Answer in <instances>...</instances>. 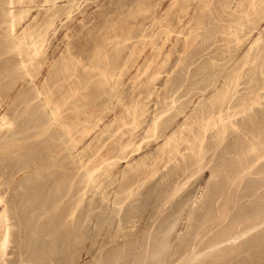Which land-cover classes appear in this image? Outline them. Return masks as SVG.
<instances>
[{
    "label": "rangeland",
    "instance_id": "374dc122",
    "mask_svg": "<svg viewBox=\"0 0 264 264\" xmlns=\"http://www.w3.org/2000/svg\"><path fill=\"white\" fill-rule=\"evenodd\" d=\"M187 1L188 2L190 1L191 2L190 4H193L192 6L190 5L191 7H188L189 11L187 10L188 11L187 16H189V14L191 15V13L192 15L195 16V13L199 11L197 8L199 4L198 3L199 0L198 2H195L197 0L195 1L187 0ZM211 1L212 0H210V2ZM239 1L242 0H237V1L234 0L235 4L232 5V3H234L233 0L232 1L221 0L217 4L218 5L217 7L218 9H220V11L223 12L226 11V13H228V10L229 12L231 11V13H229L231 15H228V17L231 16V18H233L234 16H238L239 19L241 17V14L244 15V13L239 12L241 9L238 8V6L240 7V5H238ZM136 2L139 3V0H133V1L132 0H123V1L98 0L97 2L98 7L97 5H95L96 3L95 4L93 3V5H91L93 8L91 6L89 7L90 14L92 15L91 17L90 16L88 17L85 13H83V10L88 7L89 3L86 5V8L85 6L80 5L79 9L82 10L81 11L79 9L76 10V14H75V17L78 16L79 18L74 17V20L72 22L71 19L73 17L72 18L70 17L71 19L69 21L71 22V26H69L67 29L71 28V30L70 29L61 30V32L69 31L68 37L71 39L69 40V38L66 37L65 43H63L64 44L63 45L61 43L62 41L60 42V40L58 41L56 37H53V39L55 38L56 41L60 42L65 53L63 52L62 49H60V45L54 40L51 41L52 43L51 42L49 43L52 44L49 47H48L49 44L46 45L47 46L46 50L49 48V51H47V53L44 55L45 61L42 65L43 67L41 68V72H40L41 75L39 73L36 76L37 77L36 80L42 81L41 83L47 82L46 79L48 77H50L52 74L56 75L57 74L56 72H59L60 69L62 68L63 72L64 71L65 72L64 74L60 72L62 74L61 76L58 77H60V80H62L63 78L65 79V80L63 79L62 81L64 84L62 82H59L60 80L59 81L57 80V83L59 82V84L55 83V85L56 86L58 85V88L59 85H61L63 86V88H60L61 90L57 89L58 91L54 89L55 95L58 97H60V95L62 96L60 98L61 100L63 98L61 104H63V102L66 104L67 103L70 104V102L72 103V101L77 99L76 100L77 102L76 101L74 102H76V105L80 106V107L78 106L76 107L74 102L70 105L68 104L67 105L64 104L65 106L61 105V108L63 107V109L65 110L64 112L66 113L64 114L63 109H61L62 112L60 111V113L63 114L60 116H63L62 119L65 117L67 118L69 116L68 119H66L69 122L65 121V119H63L64 121L61 119L60 122H62V125L60 123L61 125V129H59L61 132V133L59 132L60 134L59 133L56 134L54 133L55 131H52L53 134L52 136L55 135V137L53 138H57V137L60 138V139L58 138L55 139L57 140V142L60 140L58 142L60 143V147L63 144L62 145L63 147H61L62 149H60L59 151V157L65 154L66 156L64 155L62 157L64 159L68 158L64 160L61 157L64 161L62 163V169L65 168L64 169L65 177H67V175L69 177V178L67 177L66 183L65 180L63 181L64 184L62 182V187L63 188L67 187V183L70 184L69 180L71 181V179H74L73 180L75 181L74 182L75 188L73 193L74 202L71 200H70L71 202L69 201L65 202L67 201L66 199L65 200L63 199V201H61L56 199L55 196H54L55 199L53 198L54 199L53 200L52 199L53 195L49 194V197L45 198V204L46 202L48 204V206L46 204L47 218L45 219L43 218L42 221H38V219L34 217L35 219V220L33 219L35 221L33 222L34 225L31 224L33 228L30 227L29 224L27 225L29 227H27L25 224L22 223L21 225L20 223L18 225L20 226V228H18V226L16 227L17 229L15 228V232L13 233V237H12L13 241L10 242L11 244H13L14 242V245L11 244L9 245L10 247L8 248L7 254L5 256L7 259L6 264L7 263L12 264L11 262H13V264H17V263L33 264L32 261H31L32 263L29 260L28 262L26 260V257H28L27 255H30L32 257L31 259L34 260V256H32V254L29 253V251H26V254H24L26 257L21 256L22 251L20 248L23 247L28 249L30 245H33L35 248L40 249L41 245L39 244V242L42 238H39L40 235L39 232L37 231V228L40 225L46 226V221L49 220L48 216H50V220L51 219L55 220L56 225L53 224L55 223L53 221L51 227H49L50 228L48 230L49 238H46L48 241L47 240L45 241L46 248L44 249L45 252L42 254V256L44 254H47L45 255L46 258L50 256H54V257L58 256L59 264L60 263L61 264H114V263L115 264H264V88H263L264 87V18H261L264 16L263 15L264 12L262 11L263 16H261V14L257 12L259 11V8L256 7V9L258 8V10H255L257 13L254 15L251 13L253 16H255V18L253 17V19L259 20V23H257V25L259 24L258 27L254 25L256 23L254 22L251 23L252 21L249 22L250 25L251 24L253 25V28L255 27L257 28L254 30V32L251 33L249 32L253 28L252 26L250 27V25H248L249 23L247 24V22H245L246 25H244L243 24L244 22L242 23L244 19L242 21H239L237 18H234V21L237 19L236 21L241 22L240 25L239 22L235 23L236 21L233 22V20L219 21L218 19H215L216 25L214 26V29L216 26L217 27L215 31L213 29V33L216 34L218 33L219 39H217V41H211L212 43L210 42V40H208L205 43L204 41L201 42L200 40L199 44L198 42L194 41L195 43L194 47L193 49L191 48L193 53H190L191 51L190 49V51H188L189 54L188 53L186 54V52L183 51L184 50L183 43L186 41V39H188L187 37H189V39L191 40L192 39L191 35L193 34H189L190 32L185 33L184 31L183 33H185V35L179 32V34L177 33L179 36L174 37L175 35L174 34L173 35L174 41L175 38L177 37L176 42H174L173 40H170L169 42L168 40V43L170 44L167 43V45H165L166 47L163 45L165 47L162 50V53H164L162 54L163 56L158 57L157 53L159 51L156 52L158 49V45L155 46L156 44L153 43L154 40L150 38L152 36L153 30L155 31V28H157V27H153L155 25L153 26L151 25L152 23L156 24L155 23L156 21L153 19L155 18L153 15L154 13L151 14L152 12H147L151 14V15L147 14V16H149V19L153 16L151 18L152 22L151 19L149 20L150 22L148 21V19L143 21V19L141 18L142 14L140 16V13L136 12L139 11L138 9L140 7L139 4H136ZM149 2L153 3L151 6L152 11L158 9L161 13L167 12V10L171 6L174 5L177 6V1L175 0H170V1L163 0V3L161 0H153V1L150 0ZM175 2L176 4H174ZM156 6L157 7L159 6L160 8L159 7L157 8ZM48 7L49 6H47V8ZM232 8L233 9L237 8V9L233 10ZM93 9L94 11L92 12L94 13H91V10ZM195 10L196 12H194ZM129 11L130 13H132L131 15ZM37 12H35V16ZM134 14L138 19L135 18ZM84 15H86V17ZM110 15L114 17H111ZM252 15L251 17H249V19L250 18L252 19ZM121 16L123 17L121 18ZM139 18L141 20H139ZM28 21H26V24L30 22L32 23L33 19L32 20L30 19L29 22ZM138 21L139 22L141 21L140 23H142L143 21L147 25L143 23L142 25H140ZM230 23L231 25L233 24L232 27L231 25H229ZM122 29L124 31H122ZM81 30L82 31L84 30V32H82ZM100 30L103 31L101 32ZM130 30L132 31L130 32ZM159 30L160 29H158L157 31ZM127 31L131 34L129 35ZM235 31L236 33H238L237 35H235L236 34ZM232 32L235 34H233ZM143 33L147 37L144 36ZM148 33H151L150 34L151 36L147 35ZM126 36L129 38L127 39ZM237 36L240 38H238ZM113 37H115V39ZM117 37H120L122 39ZM144 37L146 40L143 39ZM178 38L179 41L177 42ZM253 38L255 42L253 41ZM126 39L128 41H126ZM223 40L225 42H223ZM240 42L243 44H241ZM151 44L154 45L152 46ZM68 45L70 47H68ZM201 46L203 47V49L201 48ZM153 47H156V49L154 48L155 49L154 50ZM199 48L201 50H198ZM69 49L70 50L72 49V51H69ZM208 49L209 51H207ZM54 50H56V52ZM66 51L68 54L71 52L72 54L71 53L70 54L72 57L74 56V53L76 54V56L78 53V56L77 57L74 56L73 59L76 57L79 58V60L76 61L75 58L74 61L72 60L73 63L71 59L69 60L67 59L70 62H68L66 59L63 60L65 58V54L68 55ZM198 51L200 54L203 55V58L200 59V61L199 59L198 60L191 59L192 62H190V59L184 60V56L186 55H187L186 58L194 54L195 56H198L199 55ZM181 52H184L185 54L184 53L181 54ZM95 53L100 57L97 55L95 56ZM91 57H93L94 59ZM90 59H92V61ZM62 61L65 62L62 63ZM80 61L82 64L80 63ZM203 62L207 66L209 65L208 68L212 67L211 68L212 70H209V72L208 71L202 72L200 70H197V68L200 66L201 63L203 64ZM18 63H19L18 61L17 62L11 61V64L9 63L11 67L7 65L8 68H3L2 72L5 73L7 71L6 73H8L10 71L11 73L12 71H14L11 73L12 75L16 74L18 76L19 75L23 76L25 71L23 70L22 67H20V64ZM90 64L94 65V67L89 66L90 68L88 70L87 65ZM213 65H214V69L216 68L215 71H213L214 70ZM77 67L78 70H76ZM91 67L94 69H92ZM101 67H105L103 71L106 70L105 72H107L108 75L111 76L109 77V79H105L107 77H105V75L101 73L102 71ZM113 67L116 68L114 69ZM201 67L202 66H200V68ZM63 68H65V70ZM99 72L101 75L99 74ZM154 72L157 74H155ZM64 75L65 76L67 75L68 77L67 76L66 77L68 79L65 78ZM52 77H54V75ZM115 77L117 78V80ZM110 79L112 80L110 81ZM69 80L71 81L69 82ZM104 80H106V82ZM119 80L121 81V83ZM65 81L67 83H65ZM25 82H26L25 84L22 83L23 85L20 84L21 86L19 85V83H17L16 85L18 89L19 88L28 89V90H31L32 88H33L32 90L35 89L36 85L31 80L30 81L27 80ZM76 86L77 88H75ZM68 88L69 89L73 88V90L70 91L71 89L68 90ZM179 89H181L180 92L178 91ZM60 91H62V93ZM73 91H75V93ZM52 92L54 91L52 90ZM71 92H73L74 95H72L73 93L71 94ZM235 92L237 93V95ZM66 93L72 95V97H70V95ZM74 96H76V98H74ZM116 96L117 98L118 97L119 98L117 99ZM65 97L68 98V100L70 101L68 102L67 99L64 100ZM249 98L250 99L252 98V100H248ZM243 99L245 103L252 102V105L250 103H247L251 105V106L248 105V107L245 103L244 105H242V102H244ZM78 102L79 103L82 102L83 105L82 103L79 104ZM109 102L112 104V106L110 105ZM161 102L163 105L161 104ZM106 105L108 107L104 109ZM7 106H9V104H7ZM72 106L76 107L77 109L73 108ZM221 107L222 109H220ZM163 108L165 109V111ZM47 109H46L47 111L45 110V112L48 113L49 115L46 116V120H48L47 118L50 117L52 119L53 117L50 116L51 113H49L51 110H49V108ZM69 110L71 111L74 110V111L72 113ZM136 111L137 113L135 115ZM143 111L146 113H144ZM86 112L88 113V115L86 114ZM70 113H72L73 115ZM142 113L143 116L145 114L144 117L141 116ZM133 114L135 115V117ZM144 118L146 119L144 120ZM103 120L105 121L103 122ZM122 120L124 121V124ZM136 120L138 123L136 122ZM52 121L48 120V123L50 122V124L47 125L51 126V128L49 129V131H47V133L48 132L50 133L52 128L54 129V125H52ZM64 122H66L70 126L72 124L76 125V126L72 125L71 127L69 126L71 129L67 128L68 130L71 131L73 129V133H75L74 131H76V135H78L79 133L78 136H75L74 134V140L70 139L69 136H67L66 133L68 132L66 131L67 124ZM98 122L101 123V126ZM112 122L114 124H112ZM130 122L132 123L130 124ZM63 123L66 124V126H63L64 125ZM85 123L86 125H83ZM138 124L139 126H137ZM153 124L154 126H152ZM47 125L45 128L48 129L49 127ZM78 125H80V129ZM82 125L85 127H83ZM94 127L97 130L94 129ZM85 128H87V130ZM91 129L93 130V132ZM137 129H139V131L143 133H140ZM134 130L135 133L133 132ZM97 131L100 133H98ZM132 133L134 135H132ZM122 134H124V136L126 134L128 137L127 136L124 137ZM135 135L137 137H135ZM160 137H163L164 139L163 138L161 139ZM121 138H123L122 140H124L125 138L126 139L125 141L121 142V140H119ZM85 139L86 141L84 142ZM108 139L110 140L108 141ZM140 142H142V144ZM77 143L79 147L77 146ZM125 143L128 146H126ZM149 143L152 145H150ZM1 144H0V150L5 146ZM132 144L134 146H132ZM118 145L119 147H117ZM88 146H89V151L87 150ZM122 146L123 148L125 147L127 148L125 149L122 148L124 150L123 151L121 149ZM129 146L131 147L129 148ZM86 147H87L86 149L87 151L85 150ZM100 148L103 149L100 150ZM135 149L136 150L139 149V150L136 151ZM143 149L144 151H142ZM132 150L136 152H133ZM110 151L112 153H108ZM118 151L120 152L118 153ZM135 153L138 154L136 155ZM34 154L35 151L33 150L32 153L30 154V157H33ZM80 154L82 158L80 157ZM132 154L135 160L133 159ZM68 155L69 156L72 155V158L75 157L73 159L74 161H76V165L75 163L73 164L76 167L75 169L76 173H74V178H72L71 174L70 175L68 174L69 173L68 169H67L68 172H66L67 167H64L67 166L69 161L74 162L71 157L69 158ZM106 156L108 157V159L106 158ZM114 156L116 158L121 157L122 159L120 158L116 159ZM123 158L125 159L123 160ZM103 159H107L108 162L105 163V161L107 160L103 161ZM93 160H95L94 162L96 164L92 162ZM101 161L103 164L101 163ZM114 161L116 162L119 161L118 165L114 163ZM97 164L98 167L96 166ZM99 164H101L102 166ZM114 164L116 165L115 167ZM99 166H101L102 169L101 168L99 169ZM95 167H97L98 170ZM116 167L119 169L117 170ZM103 168L105 169L104 171ZM92 170H94V173ZM78 175L80 178L78 177ZM129 189L132 191H130ZM104 194H106L105 198H103ZM193 196H194V201H193ZM190 197L192 199H190ZM195 197H197L198 200ZM123 199H124V203H122ZM52 206L53 208H50ZM57 206H58V211L62 212L63 210V213L64 212L66 213V211L69 209L66 214L64 213V221L62 222L61 220L60 221L61 223L59 221L57 222L56 218H54V216L56 217V215H54L56 212L54 211V209L56 210ZM77 207L78 209H76ZM116 217H118L119 219ZM113 218L114 220H112ZM175 218L177 221L175 220ZM104 221L105 223H102ZM169 222L171 224H169ZM174 223L176 224L174 225ZM177 223L179 226L177 225ZM25 228H28V230ZM53 228L54 229L58 228V232L60 234L65 235L63 237L59 236L58 249L57 247L55 248V246L53 245L54 244L53 239L55 238L53 237L54 236ZM72 230H73L72 233L73 236L76 235L77 237H74L75 240L71 242L70 232ZM34 232L37 233L38 235L36 236ZM29 236L31 237L32 240L30 239ZM66 237L67 238L70 237V238L64 239ZM156 238L158 239L156 240ZM29 240L30 242L28 243ZM166 243L168 247H164L161 245V244L166 245ZM23 244L26 246L24 247ZM28 244L30 245L28 246ZM132 244L133 247L131 246ZM160 245L162 247L159 248L158 246ZM16 248H17V252H16ZM23 257H25V259ZM40 257L37 259V261L42 260ZM156 257H158L159 259ZM152 259L154 260L152 261Z\"/></svg>",
    "mask_w": 264,
    "mask_h": 264
},
{
    "label": "bare ground",
    "instance_id": "6f19581e",
    "mask_svg": "<svg viewBox=\"0 0 264 264\" xmlns=\"http://www.w3.org/2000/svg\"><path fill=\"white\" fill-rule=\"evenodd\" d=\"M123 1V0H122ZM133 1V0H132ZM150 0H139V3H137L136 2V4H139V11H136V12H138V13H140V16H141V14H142V19H143V21H145V20H147L148 19V21L153 17H151L150 19H149V16H147V14H149V15H151V14H153L154 15V17L155 18H153L156 22V24H151L152 26L153 25H155V26H153V27H157V28H155V31L153 30V33H152V36L150 35L151 33H148L147 35H149V36H151L150 38H152L153 40H154V42L153 43H155L156 45L155 46H157L158 45V49H157V51L156 52H158L157 53V55H158V57H160V56H163L162 54H164V53H162V50H163V48H165L166 46L165 45H167V43H168V40H169V42H170V40H173L174 41V37L175 36H179L178 34H179V32L180 33H183V31L186 33H189V34H193V35H189L192 39L190 40L189 39V37H187L188 39H186V41L185 40H183V41H185L183 44V48H184V52H186V54L188 53V51H190V49L192 48L193 49V47H194V41L195 42H198V44H199V42H200V40H201V42H203L204 41V43L205 42H207L208 40H210V42L211 41H217V39H219V37H218V33L216 34V33H213V29H214V26L216 25V23H215V19H218L219 21L220 20H233V22H235L237 19H238V16H234L233 18H231V16H229L228 17V15H231V14H229V13H231V11L229 12V10H228V13H226V11H225V9H224V11L225 12H223V11H220V9H218V3L221 1V0H212L211 2H210V0H199V2H198V0L197 1H195V2H198L199 4H198V6H197V8H198V12L197 13H195V16L194 15H192V13H191V15H192V17H191V15L189 14V16H187V14H188V7H191L193 4H190L191 2L189 1H187V0H175V1H177V6H175L174 4H176V2L173 4L174 6H169L170 8L167 10V12H163V13H161L158 9H156L155 11H152L151 10V6H152V2H149ZM151 1H153V0H151ZM162 1V3H163V0H161ZM170 1V0H169ZM193 1V0H192ZM207 1H209V2H207ZM225 1H228V0H225ZM230 1H232V0H230ZM237 1V0H236ZM246 1H248V2H246ZM242 0V1H239V4L238 5H240V7L238 6V8H241L240 9V11L239 12H242V13H244V15L243 14H241V17L238 19L239 21H242L243 19L245 20H243L242 21V23L244 24V25H246V23L245 22H247V24L249 23V22H251V23H256V24H254L256 27H258V25H257V23H259V20H255V19H253V17L255 18V16H253L254 14H256L257 12L259 13V14H261V16H263L264 14L262 13V11L264 12V0ZM97 2H98V0H0V144L1 145H5L3 148H1V150H0V264H6V262H7V259H6V254H7V251H8V248L10 247L9 245L11 244L10 242L11 241H13L12 239V237H13V233L15 232V228L19 225V223H20V225H21V223L22 224H25L26 226L29 224V226L30 227H32L31 226V224L32 225H34L33 224V222H35L34 220V217L35 218H37L38 219V221H42V219L44 218H47V206H48V204H47V202H46V204H47V206H46V204H45V198L47 197H49V194H51V195H53V197H52V199L54 198V196H55V198L56 199H58V200H61V201H63V199L65 200H67V201H65V202H71V201H73L74 199V197H73V193H74V182L75 181H73L74 179H71V181L69 180V182H70V184L69 183H67V187H62V182L65 180V183H66V179H67V177H68V175H67V177H65V174H64V169L65 168H63L62 169V163L64 162L63 161V157L62 156H64V155H62V156H60L59 157V151H60V149H62L61 147H63L62 145H61V147H60V143H58L57 142V140H55V139H57V138H53V137H55V135L54 136H52L53 134H52V131H55L54 133H59L60 132V130L59 129H61V125H62V122H60L61 121V119H62V117L63 116H60V115H62L61 113H60V111H61V109H63V107L61 108V105H67L66 103H64L63 102V104H61V102H62V100H63V98H62V100L60 99L62 96L60 95V97H58V96H56L55 95V90H57V89H60V88H63V86H61V85H59V88H58V85L56 86L55 85V83L56 84H59V82H62L63 81V79L62 80H60V77H58V76H61V74L63 73L64 74V72H63V70H62V68L60 69V71L59 72H56L57 74L55 75V74H52L50 77H48L46 80H47V82H44V83H41L42 81H39V80H36L37 79V75L41 72V68L43 67L42 65H43V63H44V61H45V57H44V55L47 53V51H49V48L46 50V45L47 44H49L51 41H56V39L54 38L53 39V37H56L57 38V40L59 41L60 40V42L63 44V43H65V38L66 37H68V35H69V31L67 32H65V31H63V32H61V30H64V29H67L69 26H71V22L69 21L72 17V19H71V21L73 22V20H74V17H75V14H76V10H78L79 9V7H80V5H82V6H85V8H86V5L89 3V5H88V7L86 8V9H84L83 10V13H85L88 17L90 16H92L91 14H90V11H89V7L91 6V5H93V3L95 4V5H97ZM100 2V1H99ZM159 2V1H158ZM233 2H234V0H233ZM120 3V2H119ZM167 3V2H166ZM160 4H161V2H160ZM209 4H211V5H209ZM233 4H235V2L234 3H232V5ZM94 5V6H95ZM121 5V4H120ZM156 5V4H155ZM159 5V4H158ZM191 5V6H190ZM232 5H230V6H232ZM47 6H49L48 8H47ZM108 6V5H107ZM123 6V5H122ZM129 6V5H128ZM132 6V5H131ZM154 6V5H153ZM163 6H164V4H163ZM92 7V6H91ZM97 7H98V5H97ZM157 7V6H156ZM159 7V6H158ZM157 7V8H158ZM162 7V6H161ZM256 7H258L259 8V11H255V10H258V8L256 9ZM261 7H262V9H261ZM44 8H47V9H44ZM83 8V7H82ZM93 8V7H92ZM135 8H136V6H135ZM134 8V9H135ZM160 8V7H159ZM163 8V7H162ZM165 8V7H164ZM216 8V9H215ZM227 8V7H226ZM229 8V7H228ZM132 9V8H131ZM195 9V8H194ZM233 9V8H232ZM235 9H237V8H235ZM235 9H233V10H235ZM261 9V10H260ZM80 11L82 10V9H79ZM118 10V9H117ZM188 10V11H187ZM239 10V9H238ZM253 10V11H252ZM38 11V12H37ZM79 11V12H80ZM92 11H94V9L93 10H91V13H94V12H92ZM109 11V10H108ZM121 11V10H120ZM162 11H164V10H162ZM260 11H261V13H260ZM35 12H37L36 13V16H35ZM42 12H44V13H42ZM102 12V11H101ZM147 12H152L151 14L150 13H147ZM194 12H196V10L194 11ZM253 12H255V13H253ZM115 13V12H114ZM124 13V12H123ZM129 13H130V11H129ZM133 13H135V12H133ZM190 13V12H189ZM238 13V12H237ZM253 15H252V14ZM104 14V13H103ZM132 13H130V15H131ZM197 14V15H196ZM259 14H257V15H259ZM263 14V15H262ZM29 15H30V17H29ZM40 15V16H39ZM78 15V14H77ZM81 15V14H80ZM86 15H84L85 17H86ZM137 15V14H136ZM234 15V14H233ZM243 15V16H242ZM251 15H252V19L250 18L249 19V17H251ZM39 16V17H38ZM111 16V15H110ZM124 16V15H123ZM123 16H121V18L123 17ZM134 16H135V14H134ZM133 16V17H134ZM260 16V17H261ZM28 17H29V19H28ZM71 17V18H70ZM78 17V16H77ZM77 17H75V18H77ZM87 17V18H88ZM111 17H114V16H111ZM110 17V18H111ZM132 17V18H133ZM139 17V16H138ZM79 18V17H78ZM135 18H137L136 16H135ZM234 18H237L235 21H234ZM257 18V17H256ZM261 18H264V16L263 17H261ZM30 19L32 20L33 19V21H32V23L30 22V23H28L29 21H30ZM113 19V18H112ZM138 19V18H137ZM29 20V21H28ZM89 20V19H88ZM87 20V21H88ZM94 20H95V18H94ZM110 20V19H109ZM135 20V19H134ZM139 20H141L140 18H139ZM154 20H153V22H154ZM192 20H194V21H192ZM249 20V21H248ZM261 20V19H260ZM263 20V19H262ZM26 21H28L27 23L28 24H26ZM106 21H108V20H106ZM115 21V20H114ZM119 21V20H118ZM136 21V20H135ZM142 21V23L143 24H146V23H144ZM147 21V22H148ZM239 21H236L235 23H237V22H239ZM77 22H78V20H77ZM80 22V21H79ZM116 22V21H115ZM134 22V21H133ZM139 22V21H138ZM141 22V21H140ZM139 22V23H140ZM150 22V21H149ZM151 22H152V19H151ZM69 23H70V25H69ZM82 23V22H81ZM80 23V24H81ZM108 23V22H107ZM117 23V22H116ZM127 23V22H126ZM142 23H140V25H142ZM231 23H232V21H231ZM231 23L229 24V25H231ZM240 23L241 22H239V25H240ZM74 24V23H73ZM94 24V23H93ZM111 24H112V22H111ZM129 24V23H128ZM132 24V23H131ZM242 24V25H243ZM76 25H77V23H76ZM147 25V24H146ZM238 25V24H237ZM248 25H250V23L248 24ZM80 26V25H79ZM88 26V25H87ZM105 26H106V24H105ZM130 26V25H129ZM133 26V25H132ZM143 26H145V25H143ZM233 26V24L231 25V27ZM252 26V28H253V25L251 24L250 25V27ZM76 27V26H75ZM74 27V28H75ZM86 27V26H85ZM98 27V26H97ZM116 27H117V25H116ZM217 27V26H216ZM216 27H215V29H216ZM251 28L252 30L249 32V33H251V32H254V30L255 29H257V28ZM108 28V27H107ZM112 28V27H111ZM225 28V27H224ZM245 28V27H244ZM243 28V29H244ZM247 28V27H246ZM70 30H71V28H69ZM69 29H67V30H69ZM72 29H73V27H72ZM99 29V28H98ZM129 29H130V27H129ZM154 29V28H153ZM158 29H160L159 31H157ZM215 29H214V31H215ZM218 29V28H217ZM242 29V30H243ZM93 30V29H92ZM128 30V29H127ZM133 30V29H132ZM132 30H130V32L132 31ZM142 30V29H141ZM192 30V31H191ZM237 30V29H236ZM239 30H240V28H239ZM5 31H7V32H5ZM82 31V30H81ZM101 31V30H100ZM103 31V30H102ZM101 31V32H102ZM111 31V30H110ZM113 31V30H112ZM115 31V30H114ZM122 31H124L123 29H122ZM129 31V30H128ZM127 31V32H128ZM140 31V30H139ZM144 31H145V29H144ZM229 31H231V30H229ZM244 31V30H243ZM82 32H84V30L82 31ZM192 32V33H191ZM194 32V33H193ZM226 32V31H225ZM225 32H224V34H225ZM81 33V32H80ZM90 33V32H89ZM122 33V32H121ZM129 33V32H128ZM145 33V32H144ZM143 33V35L144 36H146L145 34ZM178 33V34H177ZM185 33H183V35H185ZM233 33V32H232ZM235 33H236V31H235ZM235 33H233V34H235ZM248 33V34H249ZM257 33V32H256ZM92 34V33H91ZM100 34V33H99ZM98 34V35H99ZM131 33H129V35H130ZM175 34V35H174ZM238 33H236L235 35H237ZM58 35V36H57ZM108 35V34H107ZM122 35V34H121ZM128 35V36H129ZM136 35V34H135ZM140 35H141V33H140ZM173 35H174V37H173ZM77 36V35H76ZM87 36V35H86ZM100 36V35H99ZM98 36V37H99ZM104 36V35H103ZM123 36V35H122ZM256 36V35H255ZM259 36V35H258ZM109 37H110V35H109ZM127 37V36H126ZM147 37V36H146ZM185 37V38H186ZM238 37V36H237ZM236 37V38H237ZM249 37V36H248ZM69 38V37H68ZM114 39H115V37H113ZM117 38H120V37H117ZM129 37H127V39H128ZM136 38V37H135ZM177 38V37H176ZM176 38H175V41L174 42H176ZM228 38V37H227ZM231 38V37H230ZM238 38H240V37H238ZM71 38H69V40H70ZM120 39H122V38H120ZM126 39V41H128ZM141 39V38H140ZM143 39H145V37L143 38ZM149 39V38H148ZM183 39H184V37H183ZM221 39V38H220ZM226 39V38H225ZM243 39V38H242ZM248 39V38H247ZM246 39V40H247ZM83 40V39H82ZM100 40V39H99ZM136 40V39H135ZM139 40V39H138ZM146 40V39H145ZM144 40V41H145ZM152 40V41H153ZM188 40H190V41H188ZM241 40V39H240ZM250 40V39H249ZM252 40V39H251ZM255 40H257V39H255ZM58 41H56L59 45H60V49H62L63 50V48H62V46H61V44H60V42H58ZM78 41H80V40H78ZM150 41H151V39H150ZM179 41V38L177 39V42ZM180 41H181V39H180ZM182 41V42H183ZM253 41H254V38H253ZM252 41V42H253ZM67 42V41H66ZM114 42V41H113ZM137 42V41H136ZM146 42V41H145ZM181 42V43H182ZM223 42H225L224 40H223ZM229 42V41H228ZM251 42V43H252ZM255 42V41H254ZM52 43V42H51ZM117 43V42H116ZM147 43H148V41H147ZM150 43V42H149ZM164 43H166V44H164ZM203 43V44H204ZM212 43V42H211ZM219 43V42H218ZM241 43V42H240ZM250 43V42H249ZM257 43V42H256ZM106 44H107V42H106ZM114 44V43H113ZM168 44H170V43H168ZM202 44V45H203ZM232 44V43H231ZM241 44H243V43H241ZM50 45H52V44H49L48 45V47L50 46ZM64 45V44H63ZM65 45H67V44H65ZM101 45V44H100ZM118 45V44H117ZM119 45H121V44H119ZM152 45V44H151ZM154 45V44H153ZM152 45V46H153ZM165 47H164V46ZM172 45V44H171ZM214 45V44H213ZM212 45V46H213ZM248 45V44H247ZM89 46V45H88ZM225 46V45H224ZM240 46V45H239ZM59 47V46H58ZM68 47H70L69 45H68ZM77 47V46H76ZM81 47V46H80ZM198 47V46H197ZM214 47V46H213ZM246 47V46H245ZM244 47V48H245ZM56 48V47H55ZM102 48V47H101ZM156 49V47H153V49ZM201 48L203 49V47L201 46ZM208 48V47H207ZM210 48V47H209ZM230 48V47H229ZM237 48H239V47H237ZM260 48V47H259ZM154 49V50H155ZM192 49H191V51H190V53H193V51H192ZM46 50V51H45ZM75 50V49H74ZM167 50V49H166ZM170 50V49H169ZM198 50H201L200 48L198 49ZM224 50V49H223ZM234 50H236V49H234ZM55 52H56V50H54ZM54 51H51V52H54ZM69 51H72V49L70 50L69 49ZM99 51V50H98ZM207 51H209V49L207 50ZM242 51H243V49H242ZM63 52H64V50H63ZM62 52V53H63ZM74 52V51H73ZM96 52V51H95ZM170 52V51H169ZM184 52H181V54H183ZM206 52V51H205ZM253 52H255V51H253ZM65 53V52H64ZM66 53H67V51H66ZM71 53V52H70ZM68 54V55H66L65 54V58L63 59V60H69V59H71V61L73 60L74 61V59L78 56V53H77V56H76V54L74 53V56H76L74 59H73V57L71 56V54ZM180 53V52H179ZM198 53H199V51H198ZM102 54V53H101ZM123 54V53H122ZM128 54V53H127ZM152 54H153V52H152ZM185 54V53H184ZM189 54V53H188ZM205 54V53H204ZM211 54V53H210ZM213 54V53H212ZM214 54H216V53H214ZM248 54H250V53H248ZM51 55V54H50ZM97 54L95 53V56H96ZM170 55V54H169ZM176 55V54H175ZM97 56H99V55H97ZM166 56V55H165ZM183 56V55H182ZM187 56V55H186ZM186 56H184V60L185 59H190V62H192L191 61V59H195V60H198L199 59V61H200V59H202L203 58V55L202 54H200L199 53V55L198 56H195V54L194 55H192V56H188L187 58H186ZM208 56V55H207ZM206 56V57H207ZM226 56V55H225ZM236 56V55H235ZM258 56V55H257ZM64 57V56H63ZM80 57V56H79ZM94 57V56H93ZM93 57H91V58H93ZM100 57V56H99ZM252 57V56H251ZM85 58V57H84ZM162 58V57H161ZM226 58V57H225ZM224 58V59H225ZM238 58V57H237ZM54 59V58H53ZM81 59H82V57H81ZM80 59V60H81ZM94 59V58H93ZM153 59H154V57H153ZM158 59V58H157ZM156 59V60H157ZM182 59V58H181ZM50 60V59H49ZM67 60V61H68ZM77 60H79V58H76V61ZM91 61H92V59H90ZM99 60V59H98ZM152 60V59H151ZM208 60V59H207ZM210 60V59H209ZM11 61H13V62H19L18 64H20V67H22L23 68V70L25 71L24 72V75L23 76H21V75H12L11 73L12 72H14V71H12L11 73H10V71L8 72V73H3L2 72V69L3 68H8L7 67V65L9 66V67H11ZM73 61H72V63H73ZM90 61V62H91ZM94 61V60H93ZM104 61V60H103ZM161 61H163V60H161ZM170 61V60H169ZM179 61V60H178ZM235 61V60H234ZM65 62V61H64ZM63 61H62V63H64ZM68 62H70V61H68ZM79 62V61H78ZM101 62V61H100ZM99 62V63H100ZM121 62H123V61H121ZM125 62V61H124ZM151 62V61H150ZM205 62V61H204ZM203 62V64L201 63L200 64V66H202L201 68H200V66L198 67V66H196V67H198L197 68V70H200V71H202V72H204V71H208L209 72V70H212L211 68H208L209 67V65L207 66L205 63ZM207 62V61H206ZM10 63V64H9ZM67 63V62H66ZM66 63H65V65H66ZM80 63H81V61H80ZM108 63V62H107ZM220 63H221V61H220ZM60 64V63H59ZM70 64V63H69ZM68 64V65H69ZM82 64V63H81ZM98 64V63H97ZM122 64V63H121ZM157 64V63H156ZM161 64V63H160ZM159 64V65H160ZM164 64H165V61H164ZM173 64V63H172ZM180 64V63H179ZM212 64V63H211ZM214 64V63H213ZM253 64V63H252ZM251 64V65H252ZM99 65V64H98ZM102 65V64H101ZM117 65V64H116ZM126 65V64H125ZM169 65V64H168ZM177 65H178V63H177ZM193 65V64H192ZM215 65V64H214ZM214 65H213V69H214ZM246 65V64H245ZM53 66V65H52ZM62 66H64V65H62ZM88 66V67H87ZM86 67L88 68V70H89V66H92V67H94V65H87ZM110 66V65H109ZM112 66V65H111ZM114 66V65H113ZM149 66V65H148ZM154 66V65H153ZM189 66H191V65H189ZM68 67V66H67ZM71 67V66H70ZM76 67V66H75ZM91 67V68H92ZM97 67V66H96ZM118 67V66H117ZM156 67V66H155ZM259 67V66H258ZM13 68V67H12ZM58 68H59V66H58ZM102 68V71L104 70V68L105 67H101ZM114 68V67H113ZM116 68V67H115ZM114 68V69H115ZM122 68H123V66H122ZM125 68V67H124ZM150 68V67H149ZM159 68V67H158ZM171 68V67H170ZM18 69V68H17ZM49 69V68H48ZM54 69V68H53ZM57 69V68H56ZM64 70H65V68H63ZM67 69V68H66ZM92 69H94V68H92ZM97 69V68H96ZM100 69V68H99ZM148 69V68H147ZM146 69V70H147ZM176 69V68H175ZM216 69V68H215ZM215 69L213 70V71H215ZM9 70V69H8ZM12 70V69H11ZM45 70V69H44ZM47 70V69H46ZM58 70V69H57ZM62 70V71H61ZM68 70H69V68H68ZM76 70H78V67H77V69ZM76 70H75V72H76ZM87 70V69H86ZM113 70V69H112ZM119 70V69H118ZM124 70V69H123ZM159 70V69H158ZM179 70H181V69H179ZM183 70V69H182ZM190 70V69H189ZM20 71V70H19ZM54 71V70H53ZM94 71V70H93ZM92 71V72H93ZM101 71V73L103 74V75H105V77H107V78H105V79H109V77H111L110 75H108V73L107 72H105V71H103L102 72ZM172 71H173V68H172ZM224 71V70H223ZM234 71V70H233ZM250 71V70H249ZM48 72V71H47ZM50 72V71H49ZM55 72V71H54ZM60 72H62V73H60ZM66 72H68V71H66ZM72 72V71H71ZM74 72V71H73ZM87 72V71H86ZM121 72V71H120ZM122 72H124V71H122ZM143 72V71H142ZM145 72V71H144ZM210 72H212V71H210ZM256 72V71H255ZM155 73V72H154ZM163 73V72H162ZM162 73H159V74H162ZM189 73V72H188ZM243 73V72H242ZM60 74V75H59ZM87 74V73H86ZM99 74H100V72H99ZM109 74H110V72H109ZM144 74V73H143ZM155 74H157V73H155ZM154 74V75H155ZM175 74V73H174ZM205 74V73H204ZM222 74V73H221ZM250 74V73H249ZM40 75H41V73H40ZM54 75V77H52ZM69 75V74H68ZM101 75V74H100ZM99 75V76H100ZM114 75H116V74H114ZM153 75V76H154ZM201 75V74H200ZM239 75V74H238ZM243 75V74H242ZM241 75V76H242ZM18 76V77H17ZM63 76V75H62ZM65 76V75H64ZM67 76V75H66ZM65 76V78H67ZM120 76H121V74H120ZM246 76V75H245ZM250 76V75H249ZM117 77V76H116ZM115 77V78H116ZM148 77V76H147ZM152 77V76H151ZM243 77V76H242ZM58 78V79H57ZM120 78V77H119ZM150 78V77H149ZM177 78V77H176ZM215 78V77H214ZM254 78V77H253ZM68 79V78H67ZM70 79V78H69ZM72 79V78H71ZM91 79V78H90ZM241 79V78H240ZM32 81L35 85V89L34 90H28V89H18V87H17V83H19V85L20 84H22V83H26L25 81ZM45 80V81H46ZM57 80L59 81L58 83H57ZM65 80V79H64ZM74 80V79H73ZM89 80V79H88ZM112 79H110V81H111ZM115 80V79H114ZM116 80H117V78H116ZM121 80V79H120ZM119 80V81H120ZM205 80H207V79H205ZM218 80V79H217ZM239 80V79H238ZM237 80V81H238ZM252 80V79H251ZM250 80V81H251ZM68 81V80H67ZM71 80H69V82H70ZM101 81V80H100ZM105 82H106V80H104ZM109 81V80H108ZM107 81V82H108ZM210 81V80H209ZM213 81V80H212ZM226 81V80H225ZM256 81V80H255ZM186 82V81H185ZM63 83V82H62ZM65 83H67L66 81H65ZM76 83V82H75ZM74 83V84H75ZM120 83H121V81H120ZM171 83V82H170ZM64 84V83H63ZM62 84V85H63ZM119 84V83H118ZM185 84V83H184ZM199 84V83H198ZM23 85V84H22ZM70 85V84H69ZM189 85V84H188ZM204 85H206V84H204ZM239 85V84H238ZM237 85V86H238ZM21 86V85H20ZM33 86V87H34ZM56 86V87H55ZM61 86V87H60ZM103 86V85H102ZM17 87V88H16ZM211 87V86H210ZM29 88H31V87H29ZM65 88V87H64ZM75 88H77V86L75 87ZM74 88V89H75ZM90 88V87H89ZM113 88V87H112ZM182 88V87H181ZM238 88V87H237ZM236 88V89H237ZM247 88V87H246ZM252 88V87H251ZM264 88V87H263ZM55 89V90H54ZM71 89V88H70ZM69 88H68V90H70ZM79 89V88H78ZM78 89H77V91H78ZM81 89H82V87H81ZM52 90L54 91V92H52ZM61 90V89H60ZM73 90V88L70 90V91H72ZM180 90L181 89H179L178 91L180 92ZM239 90V89H238ZM58 91V90H57ZM114 91V90H113ZM166 91V90H165ZM193 91V90H192ZM237 91V90H236ZM61 93H62V91H60ZM66 92V91H65ZM68 92V91H67ZM74 93H75V91H73ZM73 92H71V94L73 93ZM118 92H119V90H118ZM215 92V91H214ZM70 93V92H69ZM74 93L72 94V95H74ZM78 93H79V91H78ZM175 93V92H174ZM217 93V92H216ZM236 93V92H235ZM57 94V93H56ZM60 94V93H59ZM64 94V93H63ZM66 94H68V93H66ZM86 94V93H85ZM177 94V93H176ZM68 95H70V94H68ZM72 95H70V97H72ZM78 95V94H77ZM83 95V94H82ZM123 95V94H122ZM236 95H237V93H236ZM117 96H119V95H117ZM117 96H116V98H117ZM120 96H121V94H120ZM179 96V95H178ZM63 97H64V95H63ZM68 97V96H67ZM79 97V96H78ZM90 97V96H89ZM188 97V96H187ZM69 98V97H68ZM68 98H66L65 97V99L64 100H68ZM74 98H76V96H74ZM74 98H73V100H74ZM119 98V97H118ZM117 98V99H118ZM122 98V97H121ZM120 98V99H121ZM247 98V97H246ZM71 99V98H70ZM85 99V98H84ZM173 99H174V97H173ZM172 99V100H173ZM192 99V98H191ZM212 99V98H211ZM245 99V98H244ZM244 99H243V101H244ZM77 100V99H76ZM76 100H74V101H76ZM79 100V99H78ZM82 100V99H81ZM80 100V101H81ZM164 100H167V99H164ZM247 100V99H246ZM248 100H252V98L250 99H248ZM247 100V101H248ZM254 100V99H253ZM70 100H68V102H69ZM74 101H72V103L74 102ZM106 101V100H105ZM169 101V100H168ZM77 102V101H76ZM76 102H74L75 103V105H76ZM117 102V101H116ZM166 102V101H165ZM175 102V101H174ZM173 102V103H174ZM227 102H229V101H227ZM71 102H70V104H72ZM79 103V102H78ZM77 103V104H78ZM80 103H82V102H80ZM79 103V104H80ZM110 103V102H109ZM168 103V102H167ZM166 103V104H167ZM188 103V102H187ZM244 103H245V101L244 102H242V105H244ZM247 103H250L251 105H252V102H247ZM247 103H245L246 105H247V107H248V105H250V104H247ZM7 104H9V106H7ZM70 104H68V105H70ZM161 104H162V102H161ZM177 104V103H176ZM213 104V103H212ZM64 105V106H65ZM74 105V104H73ZM82 105H83V103H82ZM81 105V106H82ZM86 105V104H85ZM84 105V106H85ZM88 105V104H87ZM104 105V104H103ZM110 105L112 106V104L110 103ZM114 105V104H113ZM163 105V104H162ZM250 105V106H251ZM78 105H76V107H77ZM166 106V105H165ZM183 106V105H182ZM249 106V107H250ZM73 107V106H72ZM76 107H73V108H76ZM78 107H80V106H78ZM90 107V106H89ZM103 107V106H102ZM108 106L106 105V107H104V109L105 108H107ZM47 108H49V110H51L49 113H51V115L50 116H52L53 118L51 119V117L50 118H47L49 121L51 120H55V121H52V125H54V129L52 128L51 129V131H50V133H49V135H48V133H47V131H49V129L51 128V126H48L49 124H50V122L48 123V120H46V116H48L49 114L48 113H46L45 112V110L47 109ZM65 108V107H64ZM115 108V107H114ZM142 108V107H141ZM77 109V108H76ZM110 109V108H109ZM108 109V110H109ZM137 109V108H136ZM164 109V108H163ZM174 109V108H173ZM220 109H222V107L220 108ZM246 109V108H245ZM48 110V109H47ZM46 110V111H47ZM86 110V109H85ZM94 110V109H93ZM200 110V109H199ZM65 110L63 109V112H64ZM69 111H71V110H69ZM74 111V110H73ZM73 111H71L72 113H73ZM83 111H84V109H83ZM89 111H90V109H89ZM102 111H103V109H102ZM104 111H106V110H104ZM164 111H165V109H164ZM169 111V110H168ZM62 112V111H61ZM144 112V111H143ZM179 112V111H178ZM177 112V113H178ZM220 112H221V110H220ZM246 112V111H245ZM66 112H64V114H65ZM72 113H70V114H72ZM85 113V112H84ZM95 113H96V111H95ZM94 113V114H95ZM101 113V112H100ZM133 113V112H132ZM136 113H137V111L135 112V115H136ZM140 113V112H139ZM144 113H146V112H144ZM166 113H168V112H166ZM170 113V112H169ZM223 113V112H222ZM47 114V115H46ZM77 114H79V113H77ZM83 114V113H82ZM86 114L88 115V113L86 112ZM99 114V113H98ZM109 114V113H108ZM130 114V113H129ZM162 114V113H161ZM184 114V113H183ZM186 114V113H185ZM67 115V114H66ZM66 115H64V116H66ZM73 115V114H72ZM134 115V114H133ZM135 115H134V117H135ZM138 115V114H137ZM163 115V114H162ZM219 115V114H218ZM217 115V116H218ZM68 116V115H67ZM71 116V115H70ZM77 116V115H76ZM106 116V115H105ZM129 116V115H128ZM141 116H143V113H142V115ZM144 116H145V114H144ZM143 116V117H144ZM161 116V115H160ZM179 116V115H178ZM69 117V116H68ZM68 117L66 118H63V119H65V121H67L66 119H68ZM78 117H80V116H78ZM120 117H121V115H120ZM131 117V116H130ZM190 117V116H189ZM88 118V117H87ZM100 118V117H99ZM155 118V117H154ZM161 118V117H160ZM176 118V117H175ZM177 118H179V117H177ZM62 119V120H63ZM86 119V118H85ZM91 119H94V118H91ZM104 119V118H103ZM129 119V118H128ZM136 119H137V117H136ZM139 119V118H138ZM140 119H141V117H140ZM146 118H144V120H145ZM159 119V118H158ZM157 119V120H158ZM194 119V118H193ZM213 119V118H212ZM219 119V118H218ZM90 120V119H89ZM89 120H87V121H89ZM114 120V119H113ZM133 120H135V119H133ZM133 120H132V122H133ZM176 120V119H175ZM196 120V119H195ZM208 120V119H207ZM56 121H58V122H56ZM64 121V120H63ZM82 121V120H81ZM85 121V120H84ZM83 121V122H84ZM86 121V122H87ZM100 121V120H99ZM102 121V120H101ZM105 120H103V122H104ZM117 121V120H116ZM121 121V120H120ZM123 121V120H122ZM124 121H125V119H124ZM124 121H123V124H124ZM142 121H143V119H142ZM159 121V120H158ZM186 121V120H185ZM67 122H69V121H67ZM91 122V121H90ZM102 122V123H103ZM111 122V121H110ZM115 122V121H114ZM132 122H130V124L132 123ZM136 122H137V120H136ZM161 122V121H160ZM166 122V121H165ZM46 123V124H45ZM60 123H61V125H60ZM64 123H66V122H64ZM63 123V124H64ZM93 123V122H92ZM99 123V122H98ZM107 123V122H106ZM122 123V122H121ZM135 123V122H134ZM138 123V122H137ZM139 123H140V121H139ZM142 123V122H141ZM153 123V122H152ZM178 123V122H177ZM192 123V122H191ZM44 124H45V126H44ZM48 124V125H47ZM67 124V123H66ZM66 124H64L63 126H66ZM77 124V123H76ZM81 124H82V122H81ZM88 124V123H87ZM100 124V126H101V123H99ZM112 124H114L113 122H112ZM119 124V123H118ZM117 124V125H118ZM129 124V125H130ZM136 124V123H135ZM182 124V123H181ZM188 124V123H187ZM195 124V123H194ZM216 124V123H215ZM46 125L49 127L48 129L47 128H45L46 127ZM72 125H74V126H76L75 124H72ZM71 125V126H72ZM83 125H86V123L85 124H83ZM82 125V126H83ZM95 125V124H94ZM104 125V124H103ZM109 125V124H108ZM127 125H128V123H127ZM155 125H156V123H155ZM175 125V124H174ZM186 125V124H185ZM184 125V126H185ZM191 125V124H190ZM193 125V124H192ZM70 125H68L67 124V126H66V131H68V132H66L67 133V136H69V138L70 139H73L74 140V134H75V136H78L79 135V133H78V135H76V131H74L75 133H73V129H72V131L71 130H68L70 127H69ZM79 126V129H80V125H78ZM98 126V125H97ZM133 126V125H132ZM137 126H139V124L137 125ZM152 126H154V124L152 125ZM171 126V125H170ZM180 126V125H179ZM183 126V127H184ZM200 126V125H199ZM207 126V125H206ZM53 127V126H52ZM83 127H85V126H83ZM117 127V126H116ZM144 127V126H143ZM142 127V128H143ZM181 127V126H180ZM62 128H64V127H62ZM68 128V129H67ZM74 128H76V127H74ZM78 128V127H77ZM92 128V127H91ZM99 128V127H98ZM103 128V127H102ZM108 128V127H107ZM124 128V127H123ZM134 128V127H133ZM136 128V127H135ZM147 128V127H146ZM150 128V127H149ZM156 128V127H155ZM155 128H154V130H155ZM182 128V127H181ZM185 128V127H184ZM206 128V127H205ZM56 129V130H55ZM71 129V128H70ZM82 129V128H81ZM86 130H87V128H85ZM94 129H96L95 127H94ZM101 129V128H100ZM122 129V128H121ZM121 129H119V130H121ZM140 129V128H139ZM139 129H137L138 131H139ZM157 129V128H156ZM166 129V128H165ZM89 130V129H88ZM92 130V129H91ZM97 130V129H96ZM102 130V129H101ZM108 130V129H107ZM111 130V129H110ZM113 130V129H112ZM118 130V131H119ZM170 130V129H169ZM188 130V129H187ZM194 130V129H193ZM61 131H63V130H61ZM84 131V130H83ZM106 131V130H105ZM131 131V130H130ZM129 131V132H130ZM142 131V130H141ZM159 131V130H158ZM64 132H65V130H64ZM92 132H93V130H92ZM98 132V131H97ZM96 132V133H97ZM109 132V131H108ZM126 132V131H125ZM134 133H135V130L133 131ZM140 132V131H139ZM145 132V131H144ZM160 132V131H159ZM166 132V131H165ZM179 132V131H178ZM194 132V131H193ZM199 132H201V131H199ZM61 133V132H60ZM59 133V134H60ZM87 133V132H86ZM90 133V132H89ZM98 133H100V132H98ZM110 133V132H109ZM124 133V132H123ZM140 133H143V132H140ZM139 133V134H140ZM169 133V132H168ZM176 133V132H175ZM182 133V132H181ZM51 134V135H50ZM65 134V133H64ZM81 134H82V132H81ZM93 134V133H92ZM116 134H117V132H116ZM162 134H163V132H162ZM166 134V133H165ZM200 134V133H199ZM100 135V134H99ZM107 135V134H106ZM123 136H124V134H122ZM127 135H128V133H127ZM126 134H125V136H127ZM129 135H131V134H129ZM132 135H134L133 133H132ZM174 135V134H173ZM173 135H172V137H173ZM182 135V134H181ZM185 135V134H184ZM207 135V134H206ZM84 136H86V135H84ZM92 136V135H91ZM113 136H114V134H113ZM121 136V135H120ZM124 136V137H125ZM144 136H145V133H144ZM157 136V135H156ZM99 137V136H98ZM123 137V138H124ZM128 137V136H127ZM132 137V136H131ZM134 137V136H133ZM135 137H137L136 135H135ZM134 137V138H135ZM143 137V136H142ZM148 137V136H147ZM147 137H145V138H147ZM165 137V136H164ZM167 137V136H166ZM197 137V136H196ZM53 138V139H52ZM123 138H121V139H119V140H121V142L122 141H125V139L124 140H122ZM139 138V137H138ZM161 139L163 138V137H160ZM159 138V139H160ZM182 138V137H181ZM195 138V137H194ZM58 139H60V138H58ZM64 139H66V138H64ZM107 139V138H106ZM111 139V138H110ZM110 139H108V141L110 140ZM137 139V138H136ZM142 139V138H141ZM149 139V138H148ZM150 139H153V138H150ZM155 139V138H154ZM164 139V138H163ZM188 139V138H187ZM198 139V138H197ZM256 139V138H255ZM259 139V138H258ZM72 140V141H73ZM77 140V139H76ZM99 140V139H98ZM129 140V139H128ZM140 140V139H139ZM156 140H158V139H156ZM177 140V139H176ZM184 140V139H183ZM86 141V139L84 140V142ZM90 141V140H89ZM114 141V140H113ZM130 141V140H129ZM137 141V140H136ZM150 141V140H149ZM148 141V142H149ZM168 141V140H167ZM76 142V141H75ZM78 142V141H77ZM98 142V141H97ZM100 142H101V140H100ZM111 142V141H110ZM116 142V141H115ZM114 142V143H115ZM121 142H120V144H121ZM133 142V141H132ZM144 142V141H143ZM152 142V141H151ZM181 142H182V140H181ZM188 142V141H187ZM62 143V142H61ZM64 143V142H63ZM80 143V142H79ZM135 143V142H134ZM141 144H142V142H140ZM147 143V142H146ZM146 143H144V144H146ZM176 143V142H175ZM178 143H179V141H178ZM72 144V143H71ZM75 144V143H74ZM90 144V143H89ZM88 144V145H89ZM105 144V143H104ZM128 144V143H127ZM139 144V143H138ZM150 144V143H149ZM81 145V144H80ZM112 145V144H111ZM125 145H126V143H125ZM150 145H152V144H150ZM165 145V144H164ZM184 145V144H183ZM77 146H78V143H77ZM126 146H128V145H126ZM132 146H134L133 144H132ZM136 146H137V144H136ZM163 146V145H162ZM176 146V145H175ZM263 146V145H262ZM79 147V146H78ZM81 147V146H80ZM90 147H91V145H90ZM117 147H119V145L117 146ZM131 146H129V148H130ZM146 147V146H145ZM149 147V146H148ZM178 147V146H177ZM176 147V148H177ZM180 147V146H179ZM75 148V147H74ZM115 148V147H114ZM113 148V149H114ZM123 148V146L121 147V149ZM125 148H127V147H125ZM125 148H123V149H125ZM128 148V149H129ZM150 148V147H149ZM154 148V147H153ZM163 148V147H162ZM175 148V147H174ZM173 148V149H174ZM64 149V148H63ZM87 149V147L85 148V150ZM94 149V148H93ZM92 149V150H93ZM101 149H103V148H100V150ZM116 149V148H115ZM122 149V150H123ZM133 149V148H132ZM141 149V148H140ZM145 149H147V148H145ZM151 149V148H150ZM164 149V148H163ZM170 149V148H169ZM172 149V150H173ZM35 151V154H34V156L33 157H30V154L32 153V151ZM70 150V149H69ZM84 150V151H85ZM88 151H89V146H88V149H87ZM86 150V151H87ZM130 150V149H129ZM134 150V149H133ZM132 150V151H133ZM136 150V149H135ZM139 150V149H138ZM138 150H136V151H138ZM160 150V149H159ZM165 150V149H164ZM166 150H168V149H166ZM263 150V149H262ZM82 151V150H81ZM124 151V150H123ZM131 151V152H132ZM136 151H133V152H136ZM142 151H144V149L142 150ZM170 151V150H169ZM177 151V150H176ZM178 151H180V150H178ZM70 152V151H69ZM73 152H75V151H73ZM83 152V151H82ZM120 151H118V153H119ZM122 152V151H121ZM129 152V151H128ZM174 152H175V150H174ZM206 152V151H205ZM108 153H112L111 151L110 152H108ZM124 153V152H123ZM180 153V152H179ZM198 153V152H197ZM204 153V152H203ZM71 154V153H70ZM99 154H100V152H99ZM104 154V153H103ZM134 154V153H133ZM133 154H132V157H133ZM136 155L138 154V153H135ZM140 154V153H139ZM169 154H171V153H169ZM202 154V153H201ZM83 155V154H82ZM112 155V154H111ZM124 155V154H123ZM199 155V154H198ZM66 156V155H65ZM69 156V155H68ZM67 156V157H68ZM91 156V155H90ZM97 156V155H96ZM100 156H102V155H100ZM99 156V157H100ZM135 156V155H134ZM162 156V155H161ZM204 156V155H203ZM63 159H62V158ZM72 158V155L71 156H69V158ZM80 157H81V154H80ZM87 157V156H86ZM94 157V156H93ZM105 157V156H104ZM115 157V156H114ZM126 157H127V155H126ZM173 157V156H172ZM176 157V156H175ZM75 157H73L72 158V160L74 159ZM82 158V157H81ZM95 158V157H94ZM106 158L108 159V157L106 156ZM116 158V157H115ZM114 158V159H115ZM117 158H120V159H122L121 157H117ZM116 158V159H117ZM157 158V157H156ZM167 158V157H166ZM66 159H68V158H65L64 160H66ZM93 159V158H92ZM98 159V158H97ZM100 159V158H99ZM102 159V158H101ZM107 159H103V161L104 160H107ZM125 158H123V160H124ZM133 159H134V157H133ZM144 159V158H143ZM151 159V158H150ZM153 159V158H152ZM71 160V159H70ZM89 160V159H88ZM109 160H110V158H109ZM127 160V159H126ZM129 160H130V158H129ZM135 160V159H134ZM140 160V159H139ZM171 160H172V158H171ZM68 161V160H67ZM74 161V160H73ZM95 160H93L92 162H94ZM97 161V160H96ZM117 161V160H116ZM116 161H114V163H116L117 165H118V162H116ZM153 161V160H152ZM66 162V161H65ZM81 162V161H80ZM91 162V163H92ZM106 162H108V160L107 161H105V163ZM121 162V161H120ZM130 162V161H129ZM167 162V161H166ZM68 163V162H67ZM75 163V165H76V161H74V162H71V161H69V163L67 164V166H64V167H67L66 168V172H68L67 171V169L69 170V175L71 174V176H72V178H74V173H76L75 171V169H76V167L73 165ZM95 163V162H94ZM101 163H102V161H101ZM112 163V162H111ZM71 164V165H70ZM96 164V163H95ZM103 164V163H102ZM120 164V163H119ZM138 164V163H137ZM149 164V163H148ZM64 165H66V164H64ZM88 165V164H87ZM99 165H101V164H99ZM130 165V164H129ZM146 165V164H145ZM97 167H98V164L96 165ZM102 166V165H101ZM101 166H99V169L101 168ZM116 165L114 164V167H115ZM133 166V165H132ZM97 167H95V168H97ZM143 167V166H142ZM78 168V167H77ZM94 168V167H93ZM106 168V167H105ZM117 168V167H116ZM129 168V167H128ZM139 168V167H138ZM141 168V167H140ZM83 169V168H82ZM102 169V168H101ZM109 169V168H108ZM119 168H117V170H118ZM95 170V169H94ZM94 170H92L93 171V173H94ZM97 170H98V168H97ZM105 169L103 168V171H104ZM154 170V169H153ZM90 171V170H89ZM96 171V170H95ZM102 171V172H103ZM111 171V170H110ZM125 171V170H124ZM152 171V170H151ZM156 171V170H155ZM78 172V171H77ZM96 173V172H95ZM109 173V172H108ZM203 173V172H202ZM98 174V173H97ZM102 174V173H101ZM110 174V173H109ZM70 176V177H71ZM96 176V175H95ZM108 176V175H107ZM111 176H113V175H111ZM110 176V177H111ZM129 176V175H128ZM78 177H79V175H78ZM97 177H98V175H97ZM103 177V176H102ZM69 178V177H68ZM80 178V177H79ZM94 178V177H93ZM106 179V178H105ZM109 179V178H108ZM107 179V180H108ZM111 179V178H110ZM201 179V178H200ZM200 179H199V181H200ZM76 180V179H75ZM80 180V179H79ZM96 180V179H95ZM102 180V179H101ZM205 180V179H204ZM110 181V180H109ZM95 182V181H94ZM93 182V183H94ZM98 182V181H97ZM78 183V182H77ZM90 183H92V182H90ZM102 183V182H101ZM63 184H64V182H63ZM69 184V185H68ZM103 184V183H102ZM101 184V185H102ZM110 184V183H109ZM95 185V184H94ZM99 185V184H98ZM66 186V185H65ZM88 186V185H87ZM86 186V187H87ZM104 186V185H103ZM198 186V185H197ZM199 187V186H198ZM197 187V188H198ZM99 188V187H98ZM124 188V187H123ZM200 188V187H199ZM93 189V188H92ZM103 189V188H102ZM132 189V188H131ZM81 190V189H80ZM130 190V189H129ZM197 190V189H196ZM92 191V190H91ZM102 191V190H101ZM130 191H132V190H130ZM80 192V191H79ZM104 192V191H103ZM129 192V191H128ZM86 193V192H85ZM87 193H89V192H87ZM102 193V192H101ZM198 193V192H197ZM108 194V193H107ZM117 194V193H116ZM50 195V196H51ZM84 195V194H83ZM86 195V194H85ZM103 195V194H102ZM105 195L106 194H104V197L103 198H105ZM80 196V195H79ZM120 196V195H119ZM196 196V195H195ZM84 197V196H83ZM86 197V196H85ZM123 197H125V196H123ZM51 198V197H50ZM54 198V199H55ZM109 198V197H108ZM115 198V197H114ZM197 200H198V198L197 197H195ZM53 199V200H54ZM190 199H192L191 197H190ZM47 200V199H46ZM51 200V199H50ZM58 200H57V203H58ZM71 200V201H70ZM81 200V199H80ZM79 200V201H80ZM89 200V199H88ZM111 200H113V199H111ZM61 201H60V203H61ZM79 201H78V203H79ZM193 201H194V196H193ZM74 202V201H73ZM96 202V201H95ZM196 202V201H195ZM112 203V202H111ZM119 203V202H118ZM122 203H124V199H123V202ZM121 203V204H122ZM50 204V203H49ZM51 204H52V202H51ZM65 204V203H64ZM73 204V203H72ZM194 204V203H193ZM84 205V204H83ZM82 205V206H83ZM124 205V204H123ZM12 206V207H11ZM54 206V205H53ZM53 206L52 207H50V208H53ZM62 206V205H61ZM66 206V205H65ZM64 206V207H65ZM94 206V205H93ZM68 207V206H67ZM61 208H63V207H61ZM69 208V207H68ZM107 208V207H106ZM112 208V207H111ZM49 209V208H48ZM76 209H78V207L76 208ZM60 210V209H59ZM65 210V209H64ZM69 210V209H68ZM68 210L66 211V213L68 212ZM102 210V209H101ZM132 210V209H131ZM54 211H56L55 212V214L54 215H56V217L54 216V218H56V220H57V222L59 221H61L62 220V222L64 221V213H63V210H62V212H60V211H58V206H57V208H56V210L54 209ZM85 211V210H84ZM92 211V210H91ZM90 211V212H91ZM108 211V210H107ZM118 211V210H117ZM51 212V211H50ZM49 212V213H50ZM100 212V211H99ZM54 213V212H53ZM65 213V214H66ZM103 213V212H102ZM110 213H112V212H110ZM119 213V212H118ZM103 215V214H102ZM108 215V214H107ZM109 215H111V214H109ZM52 216V215H51ZM66 216V215H65ZM78 216V215H77ZM84 216V215H83ZM96 216V215H95ZM173 216V215H172ZM49 217V220H47L46 221V226L44 225H40V226H38V228H37V231L39 232V235H40V237L39 238H42L41 240H40V242H39V244L41 245H38V246H40V249H38V248H35L33 245H30V244H28V246L30 245V247L28 248V249H26V248H20L21 249V251H22V255L21 256H25L24 254H26V251H29V253H31L32 254V256H34V260L33 259H31L32 257L30 256V255H27L28 257H26V260L28 261H32L33 262V264H59V262H58V256H56V257H54V256H50V257H45V255H47V254H44L43 256H42V254L45 252L44 251V249L46 248V238H49L48 237V235H49V233H48V230L50 229L49 227H51V224H52V222L54 221L55 222V220H53V219H51L50 220V216H48ZM52 218V217H51ZM66 218V217H65ZM80 218V217H79ZM116 218H118V217H116ZM123 218V217H122ZM34 219V220H33ZM40 219V220H39ZM73 219V218H72ZM119 219V218H118ZM178 219V218H177ZM101 220V219H100ZM104 220V219H103ZM102 220V221H103ZM112 220H114V218L112 219ZM173 220H174V218H173ZM175 220H176V218H175ZM106 221V220H105ZM105 221L104 222H102V223H105ZM171 221V220H170ZM177 221V220H176ZM36 222H37V220H36ZM44 222H45V220H44ZM66 222V221H65ZM172 222V221H171ZM61 223V222H60ZM99 223V222H98ZM111 223V222H110ZM166 223V222H165ZM36 224V223H35ZM53 224H55L56 225V222L55 223H53ZM119 224V223H118ZM169 224H171L170 222H169ZM176 223H174V225H175ZM179 224H180V222H179ZM102 225V224H101ZM115 225V224H114ZM177 225H178V223H177ZM256 225V224H255ZM24 226V225H23ZM29 226H27V227H29ZM58 226H61V225H58ZM106 226H107V224H106ZM109 226V225H108ZM173 226V225H172ZM179 226V225H178ZM257 226V225H256ZM22 227V226H21ZM55 227V226H54ZM64 227V226H63ZM101 227V226H100ZM117 227V226H116ZM170 227V226H169ZM174 227V226H173ZM18 228H20V226H18ZM33 228V227H32ZM35 228V229H36ZM73 228V227H72ZM96 228V227H95ZM102 228V227H101ZM107 228H109V227H107ZM106 228V229H107ZM112 228V227H111ZM17 229V228H16ZM25 229H27L28 230V228H25ZM54 229V228H53ZM60 229V228H59ZM61 229H63V228H61ZM65 230V229H64ZM68 230V229H67ZM105 230V229H104ZM119 230V229H118ZM165 230V229H164ZM170 230H172V229H170ZM170 230H169V232H170ZM20 231V230H19ZM25 231V230H24ZM108 231V230H107ZM160 231H161V229H160ZM55 232H56V234H55ZM63 232V231H62ZM61 232V233H62ZM70 232V231H69ZM114 232V231H113ZM24 233V232H23ZM30 233V232H29ZM53 237H55L54 239H55V241H54V239H53V245L55 246V248L57 247V249L59 248V236H61V237H63V236H65L64 234H60L59 232H58V228L57 229H54L53 230ZM57 233H58V236H57ZM73 230L70 232V237H68V238H70V240H71V242L72 241H74L75 239H74V237H77L76 235L75 236H73ZM112 233V232H111ZM20 234V233H19ZM34 234H36V236L38 235L37 233H35L34 232ZM33 234V235H34ZM52 234V233H51ZM51 234H50V236H51ZM85 234V233H84ZM96 234V233H95ZM167 234V233H166ZM16 235V234H15ZM47 235V236H46ZM124 235V234H123ZM171 235V234H170ZM35 236V237H36ZM45 236V237H44ZM67 236V235H66ZM69 236V235H68ZM116 236V235H115ZM161 236V235H160ZM165 236V235H164ZM15 237V236H14ZM23 237H24V235H23ZM30 237V236H29ZM34 237V236H33ZM83 237V236H82ZM121 237V236H120ZM19 238H20V236H19ZM45 238V239H44ZM67 237L66 238H64V239H68ZM84 238V237H83ZM115 238V237H114ZM30 239H31V237H30ZM38 239V238H37ZM158 238H156V240H157ZM28 240V239H27ZM32 240V239H31ZM77 240V239H76ZM161 240H163V239H161ZM17 241H19V240H17ZM23 241V240H22ZM34 241V240H33ZM38 241V240H37ZM48 241V240H47ZM52 241V240H51ZM125 241V240H124ZM21 242V241H20ZM30 242V240L28 241V243ZM76 242V241H75ZM74 242V243H75ZM106 242V241H105ZM157 242V241H156ZM159 242V241H158ZM169 242V241H168ZM51 243V242H50ZM63 243V242H62ZM84 243V242H83ZM94 243V242H93ZM160 243V242H159ZM16 244H18V243H16ZM76 244V243H75ZM96 244V243H95ZM112 244V243H111ZM110 244V245H111ZM137 244V243H136ZM170 244V243H169ZM168 244V245H169ZM11 245H14V242H13V244H11ZM24 245V244H23ZM43 245V246H42ZM44 245H45V247H44ZM62 245V244H61ZM81 245V244H80ZM86 245V244H85ZM156 245V244H155ZM162 246H164V247H168L167 246V243H166V245H164V244H161ZM158 246L159 248L160 247H162V246ZM171 245V244H170ZM26 245H24V247H25ZM77 246V245H76ZM75 246V247H76ZM96 246V245H95ZM132 247H133V244L131 245ZM136 246V245H135ZM139 246V245H138ZM174 246H175V244H174ZM65 247V246H64ZM63 247V248H64ZM73 247V246H72ZM104 247V246H103ZM102 247V248H103ZM131 247V248H132ZM155 247V246H154ZM170 247V246H169ZM49 248V247H48ZM53 248V247H52ZM62 248V249H63ZM14 249V248H13ZM120 249V248H119ZM125 249V248H124ZM157 249V248H156ZM101 250V249H100ZM121 250V249H120ZM54 251V250H53ZM104 251V250H103ZM137 251V250H136ZM13 252V251H12ZM16 252H17V248H16ZM156 252V251H155ZM158 252V251H157ZM9 253V252H8ZM58 253V252H57ZM124 253V252H123ZM16 254V253H15ZM118 254V253H117ZM154 254V253H153ZM18 255V254H17ZM51 255V254H50ZM158 255H160V254H158ZM158 255H155V256H158ZM9 256V255H8ZM42 259V260H40V261H37V259L39 258V257ZM120 256V255H119ZM134 256V255H133ZM25 257H23L24 259H25ZM36 257V258H35ZM38 257V258H37ZM103 257V256H102ZM153 257H154V255H153ZM160 257V256H159ZM11 258V257H10ZM100 258V257H99ZM119 258V257H118ZM156 258H158V257H156ZM14 259H16V258H14ZM18 259V258H17ZM113 259V258H112ZM159 259V258H158ZM13 260V259H12ZM154 259H152V261H153ZM14 261V260H13ZM20 261H21V259H20ZM27 261H25V262H27ZM28 261V262H29ZM74 261V260H73ZM109 261V260H108ZM137 261V260H136ZM156 261V260H155ZM19 262V261H18ZM31 262V263H32ZM39 262V263H38ZM12 264H13V262H11ZM94 263H95V261H94ZM105 263V262H104ZM117 263V262H116ZM137 263V262H136ZM7 264H9V263H7ZM18 264V263H17ZM20 264V263H19ZM23 264H26V263H23ZM61 264V263H60ZM115 264V263H114Z\"/></svg>",
    "mask_w": 264,
    "mask_h": 264
}]
</instances>
